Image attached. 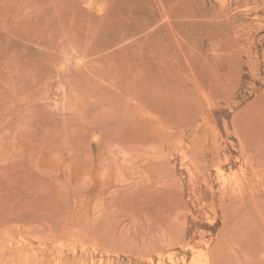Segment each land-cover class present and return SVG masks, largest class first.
<instances>
[{
    "label": "rangeland",
    "instance_id": "1",
    "mask_svg": "<svg viewBox=\"0 0 264 264\" xmlns=\"http://www.w3.org/2000/svg\"><path fill=\"white\" fill-rule=\"evenodd\" d=\"M0 264H264V0H0Z\"/></svg>",
    "mask_w": 264,
    "mask_h": 264
}]
</instances>
